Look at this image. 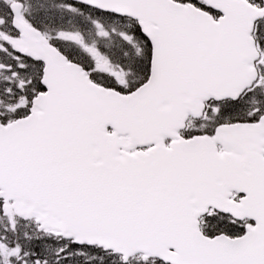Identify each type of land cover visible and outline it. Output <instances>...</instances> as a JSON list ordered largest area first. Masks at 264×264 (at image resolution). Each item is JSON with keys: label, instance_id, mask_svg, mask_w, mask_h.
<instances>
[{"label": "snow or ice", "instance_id": "obj_1", "mask_svg": "<svg viewBox=\"0 0 264 264\" xmlns=\"http://www.w3.org/2000/svg\"><path fill=\"white\" fill-rule=\"evenodd\" d=\"M0 264H264V0H0Z\"/></svg>", "mask_w": 264, "mask_h": 264}]
</instances>
